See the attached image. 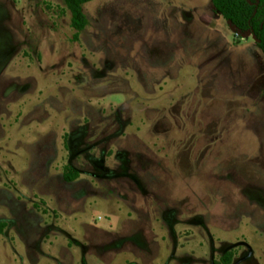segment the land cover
Segmentation results:
<instances>
[{"label": "rangeland", "instance_id": "374dc122", "mask_svg": "<svg viewBox=\"0 0 264 264\" xmlns=\"http://www.w3.org/2000/svg\"><path fill=\"white\" fill-rule=\"evenodd\" d=\"M83 11L0 0V264H264L257 40L212 0Z\"/></svg>", "mask_w": 264, "mask_h": 264}, {"label": "trees", "instance_id": "16d2710c", "mask_svg": "<svg viewBox=\"0 0 264 264\" xmlns=\"http://www.w3.org/2000/svg\"><path fill=\"white\" fill-rule=\"evenodd\" d=\"M93 0H64L71 12V25L76 30L73 39L79 40L80 32L88 25L83 5ZM215 8L239 31L250 32L264 53V0H212ZM79 172L68 167L64 173L67 181L78 178ZM2 231V228H0ZM232 254L226 253L216 264H231Z\"/></svg>", "mask_w": 264, "mask_h": 264}]
</instances>
